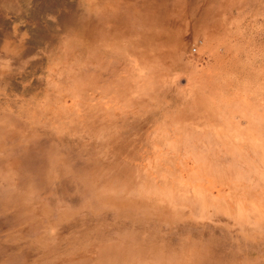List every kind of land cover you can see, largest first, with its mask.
Returning a JSON list of instances; mask_svg holds the SVG:
<instances>
[{
	"label": "rangeland",
	"instance_id": "rangeland-1",
	"mask_svg": "<svg viewBox=\"0 0 264 264\" xmlns=\"http://www.w3.org/2000/svg\"><path fill=\"white\" fill-rule=\"evenodd\" d=\"M0 264H264V0H0Z\"/></svg>",
	"mask_w": 264,
	"mask_h": 264
}]
</instances>
